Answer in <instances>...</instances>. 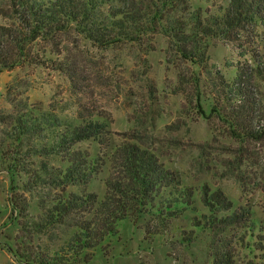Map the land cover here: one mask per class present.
I'll return each instance as SVG.
<instances>
[{
  "label": "trees",
  "instance_id": "trees-1",
  "mask_svg": "<svg viewBox=\"0 0 264 264\" xmlns=\"http://www.w3.org/2000/svg\"><path fill=\"white\" fill-rule=\"evenodd\" d=\"M0 17V73L52 66L64 74L62 62L54 63L46 53L59 55L70 34L99 49L132 45L144 53L154 49L153 39L160 35L192 69L177 74L185 106L216 120L240 144L239 151L247 142L264 146V52L257 55L244 46L248 32L264 30V0H0ZM213 40L232 43L251 63L235 64L231 76L211 70ZM11 91L8 84L11 109L0 120L7 124L0 170L16 182L11 188L35 197L13 202L19 215L30 218L22 226L26 239L30 244L33 235H56L61 227L66 233L57 246L13 249L19 261L83 264L97 247L104 250L121 221L152 240L183 220L182 242L190 244L196 231L207 235L208 264H264V222L255 220L248 206L207 183L186 184L136 136L115 143L112 121L104 114L79 109L61 118ZM84 143L94 153L83 149ZM238 159L243 164L241 155Z\"/></svg>",
  "mask_w": 264,
  "mask_h": 264
},
{
  "label": "rangeland",
  "instance_id": "rangeland-1",
  "mask_svg": "<svg viewBox=\"0 0 264 264\" xmlns=\"http://www.w3.org/2000/svg\"><path fill=\"white\" fill-rule=\"evenodd\" d=\"M65 39L59 55L46 53L54 63L62 62L65 75L52 66L0 73V120L11 109L5 97L8 84L12 96L21 94L19 100L52 109L61 118H69L79 109L104 114L112 121L115 143L128 136L138 137L186 184L207 183L213 189L219 188L232 202L248 206L255 220L264 222L263 144L247 142L239 151L240 144L230 139L216 120L197 115L190 105L185 106L181 94L185 87L180 86L177 74L181 70L192 74V69L167 49L164 37L156 36L154 49L148 53L132 45L99 49L75 34ZM244 39L246 49L257 50V55L264 52V30L258 29L257 35L250 31ZM208 54L211 70L218 69L227 76L233 74L235 64L251 63V58L241 55L235 45L220 40L211 41ZM204 79L203 89L207 74ZM259 92L256 96L263 97ZM6 125L0 123V148ZM81 147L94 153L86 143ZM240 155L243 164L239 165ZM101 176L93 182L96 191ZM15 184L6 171L0 170V264H28L19 261L12 250L22 245L33 249L36 244L57 246L66 235L61 227L54 230L56 235H33L32 245L28 244V233L22 226L30 218L19 215L13 202L21 205L35 197L11 188ZM184 224L178 220L169 232L150 240L142 229L121 221L117 234L105 241L104 250L97 247L83 264H208L207 235L196 231L192 242L186 244L179 235V226Z\"/></svg>",
  "mask_w": 264,
  "mask_h": 264
}]
</instances>
